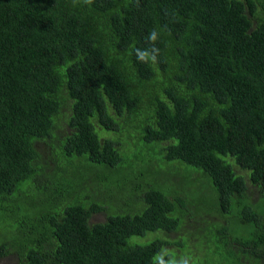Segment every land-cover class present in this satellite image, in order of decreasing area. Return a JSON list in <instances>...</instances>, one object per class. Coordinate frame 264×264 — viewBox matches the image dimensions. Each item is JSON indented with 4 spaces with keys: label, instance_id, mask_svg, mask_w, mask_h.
I'll list each match as a JSON object with an SVG mask.
<instances>
[{
    "label": "trees",
    "instance_id": "1",
    "mask_svg": "<svg viewBox=\"0 0 264 264\" xmlns=\"http://www.w3.org/2000/svg\"><path fill=\"white\" fill-rule=\"evenodd\" d=\"M128 124L157 172L131 212L49 180L59 160L127 165ZM0 235L12 264H183L188 244L210 246L196 264H264V0H0Z\"/></svg>",
    "mask_w": 264,
    "mask_h": 264
},
{
    "label": "rangeland",
    "instance_id": "2",
    "mask_svg": "<svg viewBox=\"0 0 264 264\" xmlns=\"http://www.w3.org/2000/svg\"><path fill=\"white\" fill-rule=\"evenodd\" d=\"M138 124L139 122L136 125ZM137 136L138 131L132 128V124H128L124 126L120 134H117L114 137L119 143L121 156L125 158L126 161H128L127 165L125 162L123 166L119 169L111 170L104 166L93 165L84 161L80 164L76 163L74 165H71V167L67 166V164L65 163L67 166L66 167L64 163L59 160V169L54 173H49L47 177L52 182L61 183L63 186H65V188H76L77 191L74 192L73 198H80L86 206H89L90 204L94 203L107 208H109L110 206L113 214H115L116 210L131 212V209L134 207L135 204V193L133 190V186L135 185L137 188L141 189L143 193L149 189H153L151 186H154L156 184L154 180L157 174V172L151 171L149 169H145L146 175L143 173H138V167L142 164L138 161L136 155L144 153L146 150L138 143ZM48 143L53 146L51 142ZM39 144L41 146H45V143L39 142ZM42 158L44 161H48V165L45 166L47 170L51 168V171H53L56 168L57 163H55L54 160H48L46 153L41 157V159ZM129 159L133 162L129 161ZM156 164V162L153 163V165ZM129 167H132L134 169L131 171V173L129 172V170L126 169ZM232 167L233 170L235 168H238L234 163H232ZM70 168L75 169L76 172L82 177L80 183L76 186H71V180L65 179V177L71 174L72 172ZM234 171H236L237 174H243L240 169H236ZM68 192L70 194H73V192ZM207 199L212 200V197H210V193L205 192L202 195H198L197 193L194 194L192 205L187 206L188 209H191L187 217V219L191 223L198 222L200 220V213L206 212L201 210V208L203 206H206ZM201 200H204L205 202L199 203ZM105 219L106 215L102 212H99L92 215L91 221L93 223H101L104 222ZM232 226L235 232L240 231L239 226ZM198 227L200 226L191 224L186 225V228L190 231H197ZM193 228H195V230H193ZM1 239L2 235H0V240ZM138 241H140V243H143L145 239H139ZM209 250L210 246L202 247V245L200 244L197 246H190V244H188L184 251H180L177 248L173 250V252L181 256L176 258L177 261L183 264H196L197 262L206 259L208 252H210ZM0 264H12V261L10 258H5L0 260ZM172 264L179 263L173 262Z\"/></svg>",
    "mask_w": 264,
    "mask_h": 264
},
{
    "label": "clouds",
    "instance_id": "3",
    "mask_svg": "<svg viewBox=\"0 0 264 264\" xmlns=\"http://www.w3.org/2000/svg\"><path fill=\"white\" fill-rule=\"evenodd\" d=\"M158 38H159L158 32L153 30L149 33L146 39L148 41L155 42L158 40ZM158 53H159V49L155 47V44H153L151 50L141 49V48L135 49L136 59L140 62H145V63L149 61L155 63L158 58Z\"/></svg>",
    "mask_w": 264,
    "mask_h": 264
}]
</instances>
